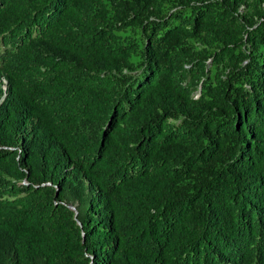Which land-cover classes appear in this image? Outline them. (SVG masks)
<instances>
[{"label":"trees","instance_id":"16d2710c","mask_svg":"<svg viewBox=\"0 0 264 264\" xmlns=\"http://www.w3.org/2000/svg\"><path fill=\"white\" fill-rule=\"evenodd\" d=\"M0 234V264H264V0H0Z\"/></svg>","mask_w":264,"mask_h":264},{"label":"rangeland","instance_id":"374dc122","mask_svg":"<svg viewBox=\"0 0 264 264\" xmlns=\"http://www.w3.org/2000/svg\"><path fill=\"white\" fill-rule=\"evenodd\" d=\"M79 183L80 184L76 188L75 193L78 194V196H81V198L83 197L84 202H82V205L84 206L83 203H85L87 201V199L89 198V193L87 191V182L81 181ZM79 205H80V200L75 202V204L71 203L69 206H75L76 211H77V206H79ZM10 247H11V243L8 240V238L6 236H4L3 234H0V254H2V255H0V261L6 257L11 256Z\"/></svg>","mask_w":264,"mask_h":264},{"label":"water","instance_id":"95a60500","mask_svg":"<svg viewBox=\"0 0 264 264\" xmlns=\"http://www.w3.org/2000/svg\"><path fill=\"white\" fill-rule=\"evenodd\" d=\"M73 210H75L76 211V207L75 206H70ZM78 212H76V214H77Z\"/></svg>","mask_w":264,"mask_h":264}]
</instances>
